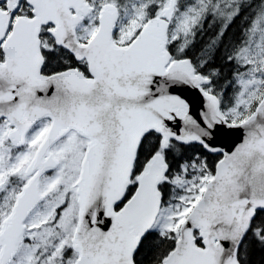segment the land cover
<instances>
[{
  "label": "snow or ice",
  "instance_id": "snow-or-ice-1",
  "mask_svg": "<svg viewBox=\"0 0 264 264\" xmlns=\"http://www.w3.org/2000/svg\"><path fill=\"white\" fill-rule=\"evenodd\" d=\"M0 264H264V0H0Z\"/></svg>",
  "mask_w": 264,
  "mask_h": 264
}]
</instances>
